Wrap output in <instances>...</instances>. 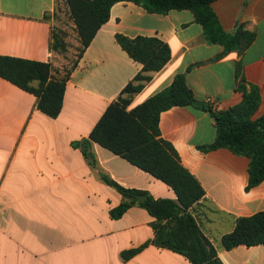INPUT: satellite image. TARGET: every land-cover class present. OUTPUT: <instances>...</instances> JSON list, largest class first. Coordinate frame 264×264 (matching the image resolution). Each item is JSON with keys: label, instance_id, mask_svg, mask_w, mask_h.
Masks as SVG:
<instances>
[{"label": "crops", "instance_id": "0c3cea01", "mask_svg": "<svg viewBox=\"0 0 264 264\" xmlns=\"http://www.w3.org/2000/svg\"><path fill=\"white\" fill-rule=\"evenodd\" d=\"M64 1L0 0V57L51 63L63 56L51 50L53 14ZM227 33H252L244 50L224 57L209 45L190 10L149 13L131 2L111 9L90 46L71 67L63 109L51 118L37 109L36 97L0 77V264H191L179 253L148 245L125 261L122 253L155 238V218L131 207L121 218L112 210L125 200L103 180L173 199L172 188L98 144L88 159L76 142L88 139L107 108L141 73L117 42L153 38L166 43L171 60L134 97L129 110L167 89L184 73L196 101L211 97L216 111L241 103L237 74L261 91L254 116L264 115V0H217L212 4ZM75 26V25H74ZM61 72V71H60ZM161 138L173 145L182 165L199 181L206 196L191 210L223 264H264V246L222 247L239 218L264 211V181L247 191L250 159L229 149L203 152L217 135L211 113L202 107H174L160 116Z\"/></svg>", "mask_w": 264, "mask_h": 264}, {"label": "trees", "instance_id": "16d2710c", "mask_svg": "<svg viewBox=\"0 0 264 264\" xmlns=\"http://www.w3.org/2000/svg\"><path fill=\"white\" fill-rule=\"evenodd\" d=\"M64 1L69 8L80 43V54L90 46L97 32L111 16L112 7L120 2H131L149 13L167 14L172 10H190L202 25L209 45L224 48L221 57L235 50L248 48L255 35L242 30L227 33L212 4L217 0H56ZM117 42L136 62L143 65L134 81L129 83L118 99L106 110L88 139L76 142L84 155L93 161V144H98L117 156L126 159L141 170L162 181L176 194L177 199H154L148 193L125 189L103 176V180L116 188L124 197L122 204L112 210L115 219L121 218L131 207L139 205L155 218V238L139 249L122 253L123 260L133 258L150 244L171 250L187 257L191 264H223L215 245L204 235L191 210L205 199L206 193L199 181L182 165L173 145L161 138L160 116L174 107H193L196 102L193 90L184 73L162 92L129 110L133 99L161 72L171 60L169 46L153 38L129 39L117 35ZM51 50L65 54L68 44L62 33L53 31ZM74 64L73 67L76 66ZM71 70L60 76L51 63L0 57V77L36 97L37 109L51 118H57L63 109L67 82ZM238 90L243 99L226 111H216L210 105L202 108L214 119L215 141L200 147L203 152L229 149L235 155L250 159L249 182L246 190L264 181V115L254 119L261 105L258 86L248 84L238 68ZM145 196L144 202L138 197ZM222 247L229 251L239 246H264V211L251 217L239 218L234 230L221 239Z\"/></svg>", "mask_w": 264, "mask_h": 264}, {"label": "rangeland", "instance_id": "374dc122", "mask_svg": "<svg viewBox=\"0 0 264 264\" xmlns=\"http://www.w3.org/2000/svg\"><path fill=\"white\" fill-rule=\"evenodd\" d=\"M54 30L56 33H62L68 44V51L65 54H60L63 57L62 67L60 69V76L64 75L66 71L70 70L71 67L77 62L79 58V38L76 32L73 21L70 18L69 8L66 4L59 5L53 14Z\"/></svg>", "mask_w": 264, "mask_h": 264}, {"label": "water", "instance_id": "95a60500", "mask_svg": "<svg viewBox=\"0 0 264 264\" xmlns=\"http://www.w3.org/2000/svg\"><path fill=\"white\" fill-rule=\"evenodd\" d=\"M194 105H195L196 107H203L205 104H204L203 102L196 101V102L194 103ZM138 199H139V201L144 202V201L146 200V197H145V196H140V197H138Z\"/></svg>", "mask_w": 264, "mask_h": 264}, {"label": "built area", "instance_id": "2783aa9c", "mask_svg": "<svg viewBox=\"0 0 264 264\" xmlns=\"http://www.w3.org/2000/svg\"><path fill=\"white\" fill-rule=\"evenodd\" d=\"M206 103H207L208 105H210L212 108L215 107V101H214V99L211 98V97L207 98Z\"/></svg>", "mask_w": 264, "mask_h": 264}]
</instances>
